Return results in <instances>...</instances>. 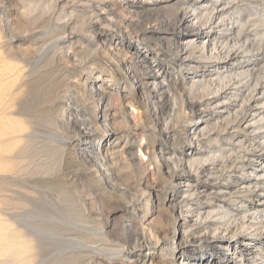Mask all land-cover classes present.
I'll use <instances>...</instances> for the list:
<instances>
[{
    "label": "rangeland",
    "instance_id": "obj_1",
    "mask_svg": "<svg viewBox=\"0 0 264 264\" xmlns=\"http://www.w3.org/2000/svg\"><path fill=\"white\" fill-rule=\"evenodd\" d=\"M185 28L203 52L173 45ZM0 69L23 264H264V0H0Z\"/></svg>",
    "mask_w": 264,
    "mask_h": 264
},
{
    "label": "bare ground",
    "instance_id": "obj_2",
    "mask_svg": "<svg viewBox=\"0 0 264 264\" xmlns=\"http://www.w3.org/2000/svg\"><path fill=\"white\" fill-rule=\"evenodd\" d=\"M176 9V8H175ZM181 9V8H180ZM213 10H215V7L213 8ZM135 14H136V12H135ZM184 14V13H183ZM184 17H185V15H183V16H180L179 15V13H175L174 15H173V19L177 22V23H181L182 21H183V19H184ZM171 18V17H170ZM197 18H199V15H198V17ZM169 19V18H168ZM167 20V19H166ZM208 21L209 20H207L206 22H204V24L203 25H207L208 24ZM168 22V21H167ZM240 25V31H239V35H242V28H243V24L242 23H240L239 24ZM193 26V25H192ZM263 26V25H262ZM180 32V38H179V41H176L175 43H173V45H175V44H179V43H182V44H184V45H193V44H195V46L193 47V51H198V52H203L204 51V48H202L201 47V45H197V39H201L200 38V36L201 35H199L200 33H198V31L197 30H195V29H188V28H185V29H183V30H181V31H179ZM258 34V33H257ZM244 37H248V36H244ZM169 40V39H168ZM211 41V40H210ZM204 42V39H202V40H200L199 41V43L200 44H202ZM262 43V41H259V42H257V41H255V42H253V47H257V49H260L261 48V44ZM125 44V43H124ZM263 47V46H262ZM184 52L185 51V49L183 48V49H181V46H179L177 49H176V53H180V52ZM213 51V50H212ZM187 53H189V52H187ZM194 53V52H193ZM126 54H128V51H127V53ZM192 54V52L189 54V55H191ZM134 55L136 56V57H133L135 60H137V63H140V64H142V65H147V61H146V59L142 56V55H139V53L137 52V53H134ZM229 55V54H228ZM218 58H219V56H217ZM204 58H206V57H204ZM136 63V62H135ZM11 66V65H10ZM147 67H149L150 68V66H147ZM146 68V67H145ZM2 69V68H1ZM0 69V76L3 74V70H1ZM132 73H134L135 74V71L134 72H132ZM141 74V73H140ZM243 74V73H242ZM253 73H250V75H252ZM136 75H137V73H136ZM144 75L145 76H151V80L147 83V85H150L152 88H153V90H154V92L156 93L155 94V96H153L154 98H164V96H165V94H166V92L164 91V85H162V82H160V78H159V75L158 74H156L155 73V71H153V72H151V73H147V72H145L144 73ZM260 77H258L257 79H256V82H255V85H254V87H256L258 84H259V81L261 80V78L259 79ZM6 81V80H5ZM1 82V81H0ZM161 85V86H160ZM158 86H160V89L158 90ZM93 90V89H92ZM96 90V89H95ZM95 90H93L92 92H94ZM97 94L95 95L96 97H98L99 99H98V106L100 105V102L102 101V100H104L105 99V97H106V95H107V90L106 89H104V88H102V87H100L99 89H97ZM152 92H150V96L151 95H153V94H151ZM85 95V94H84ZM182 95V94H181ZM78 96V95H77ZM82 97V96H81ZM88 97V96H87ZM168 97V96H167ZM170 98V97H169ZM86 99V98H85ZM83 100H84V98H83ZM73 102H74V100H72ZM75 101L76 102H74V105L78 108L79 106L81 107V105H79V103H80V101H82L80 98H76L75 99ZM155 101V100H154ZM164 102H165V100H164ZM167 103V102H166ZM165 103V104H166ZM83 104V103H82ZM185 104V103H184ZM2 105V104H1ZM116 105V104H115ZM172 105V104H171ZM175 105V104H174ZM178 105V104H177ZM189 105H190V103H189ZM186 106V105H185ZM169 107V106H168ZM178 107V106H177ZM191 107H193L192 106V103H191ZM192 110V109H191ZM4 114V113H3ZM108 116V115H107ZM119 116V115H118ZM169 116V115H168ZM178 116V115H177ZM2 117H4L3 115H2ZM7 117H10V116H7ZM6 118V117H5ZM172 118V117H171ZM113 121L117 124V125H119V126H127L128 124H129V119H128V116L127 115H123V116H121L120 118H117V110L115 111V114H113ZM97 122V121H96ZM235 122V121H234ZM20 123H22V122H20ZM11 124V123H10ZM18 126H19V123H18ZM113 126V125H112ZM13 127H15V129H16V126H13ZM8 128V127H7ZM104 128H107V131L108 130H110V131H113L112 132V134L113 135H116V134H118V131H117V129H113V128H115V127H113V128H111V126H110V124H109V122L108 121H106L105 123H103V124H99V125H97V129L98 130H100V131H103V129ZM13 129V128H12ZM17 129H19V131H20V127L19 128H17ZM16 129V130H17ZM87 129V128H86ZM88 130V129H87ZM9 131V130H8ZM18 131V132H19ZM109 131V132H110ZM10 133H12L13 134V132H11L10 131ZM9 132H6V131H2V130H0V137L1 136H4L5 138H6V136H8L9 134H10ZM21 135H22V132H21ZM10 136V135H9ZM25 136V135H24ZM83 136L84 137H89L90 136V133L87 131V132H85L84 131V133H83ZM4 137L2 138V139H4ZM0 138V139H1ZM1 139V140H2ZM3 142V141H2ZM3 144V143H2ZM6 144V143H5ZM17 144V143H16ZM4 145V144H3ZM3 145H0V146H2V148H5V146H3ZM7 149V148H6ZM6 149H4V150H6ZM8 149H9V147H8ZM9 151V150H8ZM0 152H1V150H0ZM7 156V155H6ZM6 159V158H5ZM105 159V158H104ZM104 159L102 160V158L100 159V158H98V160L97 161H101V162H99L100 164H101V171H102V167H104ZM11 162V160L9 161V160H4L3 158H2V156L0 155V176H5L6 174H9V173H11V169L9 170V168H10V163ZM99 164V165H100ZM99 168V167H98ZM5 169H7L6 171H5ZM100 170V169H99ZM98 170V171H99ZM204 172H206V170H204L203 171V173ZM103 173V172H102ZM101 174V173H100ZM104 174V173H103ZM102 175V174H101ZM103 176V175H102ZM3 179V178H2ZM40 182V180H36L35 182H33L34 184L35 183H39ZM2 190H0V192H1ZM247 193V192H246ZM258 217H264V215H261V216H258V215H256V217L255 218H253L252 220H257V219H259ZM2 219V218H1ZM6 219V218H5ZM243 224V223H242ZM10 225V224H9ZM2 226V224H1V221H0V227ZM243 226V225H242ZM250 226L251 227H255V226H258L259 228H258V230H264V221L263 220H261V221H259V222H257L256 224H250ZM5 227V226H4ZM17 229V228H16ZM132 231V230H131ZM233 233H235V232H233L232 231V234ZM166 238V237H165ZM130 239V238H129ZM132 239L134 240V244H133V246H135L136 248H144V247H146V246H148L149 245V243L147 242V239L145 238V236H144V234H140L139 232L138 233H135L134 235H132ZM132 240V241H133ZM172 241V244H175V246L176 247H181L182 245H180V243L177 241H175L174 239H172L171 240ZM25 238H24V235L22 234V235H20V234H18V233H16L15 231H12L11 229H9V226L8 227H6V228H0V264H23L25 261H26V259H27V254H28V247H26L25 246ZM206 243V242H205ZM207 244V243H206ZM251 244V243H250ZM132 246V247H133ZM203 246H210V245H205L204 243H203ZM134 247V248H135ZM165 250H167V248L165 249ZM127 252V251H126ZM120 253L122 254V253H124V251L123 250H121L120 251ZM123 257H125V258H128L127 257V253H125L124 255H123ZM193 264H198V263H196V262H194ZM215 264H216V262H215Z\"/></svg>",
    "mask_w": 264,
    "mask_h": 264
}]
</instances>
